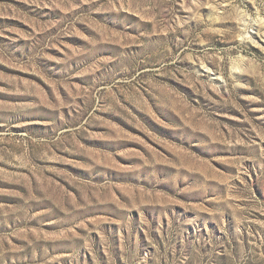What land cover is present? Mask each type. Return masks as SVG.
Here are the masks:
<instances>
[{"label":"rangeland","instance_id":"obj_1","mask_svg":"<svg viewBox=\"0 0 264 264\" xmlns=\"http://www.w3.org/2000/svg\"><path fill=\"white\" fill-rule=\"evenodd\" d=\"M0 264H264V0H0Z\"/></svg>","mask_w":264,"mask_h":264}]
</instances>
